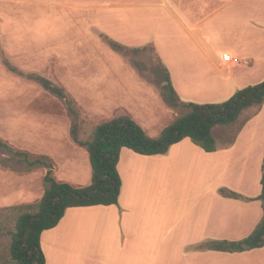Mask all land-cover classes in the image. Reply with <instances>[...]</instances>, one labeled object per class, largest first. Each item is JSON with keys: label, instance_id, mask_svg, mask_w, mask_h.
<instances>
[{"label": "crops", "instance_id": "obj_1", "mask_svg": "<svg viewBox=\"0 0 264 264\" xmlns=\"http://www.w3.org/2000/svg\"><path fill=\"white\" fill-rule=\"evenodd\" d=\"M70 1L39 2L49 5L50 11H89L91 3L95 2ZM155 1V6L148 8V3ZM10 2L0 0V18L4 21L10 17ZM103 2L111 5L115 12L114 31L117 36L113 40L130 45L138 39L141 28L139 33L142 38L148 35V41L155 45L159 59L169 72L171 85L183 103H221L237 90L264 80V0ZM173 2L180 5L176 8ZM58 3L64 5L58 6ZM141 8L151 12L154 9L166 22V28L173 25L178 29L200 65L212 73L207 74L204 82L177 71L167 53L160 49L158 32L153 28L156 23L154 12L152 25L145 29L140 27V17L145 13L136 15L135 23L133 11ZM123 23L127 28L122 27ZM170 36L166 32V42ZM224 54L238 57L243 63L223 65L221 57ZM234 69H238V73H234ZM116 81L117 89L106 93V96L135 98L140 95L149 116L139 117L136 111L117 104V99L116 105L126 109V116L149 137H158L178 116L175 110L164 106L160 93L138 76H121ZM204 88L207 93L199 94ZM113 118L116 117L101 122ZM240 120L241 128L229 145L222 140L224 129L213 131L216 150L210 153L204 152L188 138L172 145L165 155L143 156L122 148L117 164L122 183L118 205L67 209L56 227L41 234L40 245L46 264H51V260L52 264H201L204 257L227 264H264V246L240 253L218 252L203 247L216 241L243 240L264 218V203L257 199L261 192L264 156V104L256 112L248 111ZM27 127L32 133L41 126ZM18 130L19 136L26 138L19 144L48 150V153L39 152L34 156L51 161L56 181L76 188L91 183L88 154L84 147L73 142L70 128L65 143L73 154L59 153L55 133L46 135L48 139L42 141L34 134H25L21 127ZM22 152L32 154L27 150ZM66 158L75 164L76 169L71 176L60 164ZM45 173L44 168L28 173L0 170V208L35 206L43 195ZM221 190L235 193L240 198L224 196Z\"/></svg>", "mask_w": 264, "mask_h": 264}, {"label": "rangeland", "instance_id": "obj_2", "mask_svg": "<svg viewBox=\"0 0 264 264\" xmlns=\"http://www.w3.org/2000/svg\"><path fill=\"white\" fill-rule=\"evenodd\" d=\"M39 1L11 0L10 17L5 21L0 18L1 140H4L12 149L21 152L27 150L32 153L31 157L37 158L34 156L35 153H48V150H39L19 144L20 140L26 139L19 136V127L25 134H34L42 141L48 139L46 135L50 134L51 136L55 133L59 143V153L70 152L73 154L65 143L71 119L66 113L63 102L45 92L36 82L11 73L4 65V60L22 73L45 77L54 85L65 90L68 97L73 100L74 107L80 116L78 139L81 141L87 140L94 127L101 121L110 119L112 116L126 115V109L136 111L139 117L147 116L146 104L140 95L135 96L136 99L132 96L121 97L120 95L115 98L106 96L117 89L116 80L121 76L136 75L144 80L142 74H139L132 66L129 58L113 52L104 40V37L114 39L117 36L114 31L116 16L114 10H111V5H107L103 0H94L95 2L91 3L92 9L89 11H82V9L50 11L49 5H41ZM73 1L83 2L81 0H71L70 2ZM128 1L130 2V0ZM164 2L165 0H162V3ZM156 3L157 1L148 3V8H153ZM58 4V6L64 5V3ZM172 4L176 8L180 5L179 2ZM108 9L110 11H107ZM105 10L107 12H104ZM153 12L145 8L133 11L135 23L136 15L142 13H145V16L140 17V27L144 26V29L147 25H152L155 19L156 23L153 28L156 29V33L158 32L156 35L160 49L167 53L177 71L183 75L188 73L190 78L197 79L200 83L204 82L203 79H207V74L211 75V71L207 70L203 64L200 65L197 61L199 59L191 52L188 41L184 39L178 29L173 25L166 28V22L162 20L160 14L154 9ZM122 27L127 28V24L123 23ZM140 30L141 28L138 30V39L126 46L146 47L139 57L134 58L140 63L141 68L148 71L154 64L157 50L153 42L146 38L148 36L146 33L145 38H142ZM166 32L171 34L167 42ZM250 33L254 37V33L252 31ZM238 71V69H234V73H238ZM146 75L149 76L148 73ZM146 82L159 92L157 86ZM196 86L200 87L199 84ZM206 93L205 88L199 91V94ZM111 102H114V105L122 104L126 109L120 105L114 106ZM184 112V109L175 111L178 115ZM246 113L244 112L240 118ZM37 124L41 127L34 129L31 133V128L27 126H36ZM234 129L228 132L224 130L222 140L224 138L225 141L232 137L235 133ZM217 131L221 130L217 129ZM60 162L62 168L66 169L71 176V173L76 169L73 160L66 158ZM0 170H3L1 166ZM20 208L28 209L22 205L0 208V255L3 256L0 264H11L8 253L10 237L7 235V231L13 230L15 215ZM201 264L227 263L219 260L217 262L210 261L204 257Z\"/></svg>", "mask_w": 264, "mask_h": 264}, {"label": "trees", "instance_id": "obj_3", "mask_svg": "<svg viewBox=\"0 0 264 264\" xmlns=\"http://www.w3.org/2000/svg\"><path fill=\"white\" fill-rule=\"evenodd\" d=\"M108 47L123 57L129 58L135 70L142 78L157 86L163 104L172 110L184 109L156 138L149 137L144 130L129 116H119L101 122L92 130L85 142L78 140L80 116L74 102L65 90L54 85L50 80L32 73H22L8 61H3L13 74L26 80L36 82L45 92L61 100L66 113L71 119L70 136L74 143L84 147L89 158L91 183L76 188L68 183L58 182L53 177V165L46 157L33 158L26 152L12 149L0 139V166L16 173H28L44 168L43 195L40 201L28 209L20 208L15 215L13 230L7 231L10 237L8 248L11 264H46L40 245L42 232L58 225L69 208L90 206L118 205L121 179L117 164L120 150L127 148L143 156L165 155L170 147L185 138L204 152L216 150L215 129L226 132L234 129L232 137L223 143L229 145L241 128L240 116L250 110L258 111L264 104V80L256 85L237 90L229 99L221 103H183L170 82L169 72L158 55L148 71L134 57L145 50L122 45L115 40L104 37ZM149 74L147 76L146 74ZM261 192L257 198L264 203V156L261 164ZM221 194L233 199L240 196L221 190ZM264 246V218L253 232L240 241H216L203 247L208 250L240 253ZM0 260L3 256L0 255Z\"/></svg>", "mask_w": 264, "mask_h": 264}, {"label": "built area", "instance_id": "obj_4", "mask_svg": "<svg viewBox=\"0 0 264 264\" xmlns=\"http://www.w3.org/2000/svg\"><path fill=\"white\" fill-rule=\"evenodd\" d=\"M221 61L223 65H233V66H237V65H241L243 63V61L241 59H239L238 57H233L229 54H224L221 57Z\"/></svg>", "mask_w": 264, "mask_h": 264}, {"label": "bare ground", "instance_id": "obj_5", "mask_svg": "<svg viewBox=\"0 0 264 264\" xmlns=\"http://www.w3.org/2000/svg\"><path fill=\"white\" fill-rule=\"evenodd\" d=\"M47 241H48V240H47ZM45 253H46V252H45ZM48 259H49V258L47 257V261H48ZM50 260H51V259H50ZM52 261H53V260H51V264L53 263ZM49 262H50V261H48V263H49ZM49 264H50V263H49Z\"/></svg>", "mask_w": 264, "mask_h": 264}]
</instances>
